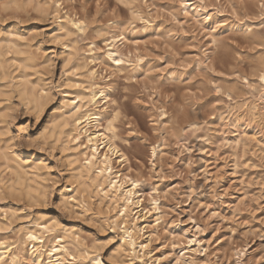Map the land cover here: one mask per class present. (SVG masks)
<instances>
[{
    "label": "rangeland",
    "instance_id": "374dc122",
    "mask_svg": "<svg viewBox=\"0 0 264 264\" xmlns=\"http://www.w3.org/2000/svg\"><path fill=\"white\" fill-rule=\"evenodd\" d=\"M99 87L114 170L159 207L135 251L73 140L68 99ZM41 219L72 253L52 264H264V0H0V242L19 264Z\"/></svg>",
    "mask_w": 264,
    "mask_h": 264
},
{
    "label": "bare ground",
    "instance_id": "6f19581e",
    "mask_svg": "<svg viewBox=\"0 0 264 264\" xmlns=\"http://www.w3.org/2000/svg\"><path fill=\"white\" fill-rule=\"evenodd\" d=\"M82 23L81 20L75 22L79 28L82 27ZM106 41V45H108L106 51L107 55L118 64L121 58L115 50L118 41L117 37L111 35ZM90 50L92 51V48H90ZM92 74H94V71H92ZM108 98V89L99 87L98 89L91 88L88 95L76 92L71 99H68V104L71 107L69 116L74 121V123H72L74 127L73 130L76 132L73 140L79 144L80 135H83L85 141L84 148L86 150L84 149L82 152L84 158L82 165L86 168L88 174L94 169L96 176L103 179L102 182H97V187L104 197L116 203L115 209L119 207V209L117 208L118 211L115 210L116 213L115 216L113 215V221L117 222L118 219L122 221L123 226L119 225L122 232L121 242L122 244L129 245L130 248L135 251L136 245H139L141 248L146 246L141 243V241H138V238L145 227H150L147 224L144 227L139 224L146 222L148 217L152 215V210L157 211L159 207L156 200H154V206L151 209L142 207V200L136 190L137 180L128 175L122 176V174H118V171L114 170L112 156L116 155L120 160H123L125 154L119 149L115 142L117 135L113 120L106 118L104 113ZM85 99L92 103V108L83 109V102ZM35 100L38 101V98H35ZM101 101H103V107L97 109ZM64 118L67 119L68 117ZM79 147H82V144H79ZM134 209L137 210L134 212ZM141 211H145L143 212L144 220L139 215ZM155 220H157V218ZM127 222L129 223L128 227ZM31 226L32 227L26 229L24 237L26 241L30 240L33 242L31 249H34L31 250L30 255L33 257L35 264H40L42 257L48 259L45 264H52L51 260L62 259L66 254L72 255L68 248L67 241L63 236L57 237V240L55 238L51 241L48 240L47 236L53 233L55 229L53 223L41 219L34 221ZM152 230L153 227H151V231ZM152 234L153 233H150V235ZM11 245L12 244L0 242V261L9 260L19 264L21 260L20 256L13 251ZM95 259L101 262L99 255H96Z\"/></svg>",
    "mask_w": 264,
    "mask_h": 264
}]
</instances>
